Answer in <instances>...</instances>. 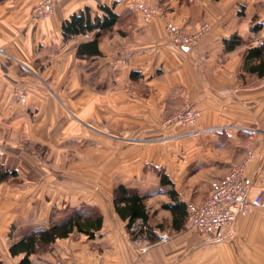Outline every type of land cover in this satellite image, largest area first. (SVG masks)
I'll return each instance as SVG.
<instances>
[{
  "label": "crops",
  "instance_id": "1",
  "mask_svg": "<svg viewBox=\"0 0 264 264\" xmlns=\"http://www.w3.org/2000/svg\"><path fill=\"white\" fill-rule=\"evenodd\" d=\"M37 1H0V169L15 173L0 182V264L24 258L11 244L86 208L100 229L37 247L30 264H264V208L237 217L220 240L187 221L173 231L162 208L173 204L169 190L202 204L249 150L244 175L264 197V74L243 70L247 50L264 43V0H59L45 20L33 16ZM139 2L163 15L145 22ZM100 6L118 20L98 56L79 57L94 33L64 40L61 25ZM169 23L197 35L190 49L172 44ZM233 35L242 43L225 50ZM184 105L200 111L197 121L166 124ZM119 185L145 197L148 225L172 230L169 243L143 255L130 245L112 205ZM64 209L71 214L56 220Z\"/></svg>",
  "mask_w": 264,
  "mask_h": 264
},
{
  "label": "trees",
  "instance_id": "2",
  "mask_svg": "<svg viewBox=\"0 0 264 264\" xmlns=\"http://www.w3.org/2000/svg\"><path fill=\"white\" fill-rule=\"evenodd\" d=\"M98 12L100 15H91L90 10L86 8L79 15L73 14L69 16L61 25V34L64 40H69L78 35H85L91 32L94 33V37L91 41L77 46L76 54L79 57L89 58L98 56L100 54L98 51L99 38L102 34L110 31L118 20V16L106 6H100ZM241 43L242 40L236 35L223 41L225 50L230 51ZM243 70L257 73L259 76L264 74V43L258 47L247 50L243 59ZM14 175V171L7 172L0 169V182ZM165 180L164 175H162V185L169 184V182ZM112 194L113 210L119 219L125 223L127 233H129L131 226L135 222L141 221L142 225L139 227V232H143V227H145L149 239L153 241L154 237L151 232L153 228L147 223L148 214L144 205L145 197L130 192L122 185L115 187ZM168 194L173 204H164L162 208L171 213V229L177 232L186 225V206L184 203L176 200L172 190H169ZM101 223L102 218L99 215L88 214L86 212H74L65 221L53 225L49 229L30 234L11 244L9 252L13 256L24 253L25 256L19 264H30L28 256L37 252V247L40 248L45 246L54 242L56 239L66 238L74 229L90 237L94 231L100 229ZM155 228L164 231L161 226Z\"/></svg>",
  "mask_w": 264,
  "mask_h": 264
},
{
  "label": "built area",
  "instance_id": "3",
  "mask_svg": "<svg viewBox=\"0 0 264 264\" xmlns=\"http://www.w3.org/2000/svg\"><path fill=\"white\" fill-rule=\"evenodd\" d=\"M59 0H38L33 7V16L38 19H48L53 11L54 4ZM137 11L145 22H149L156 16H162V9L159 7L150 8L143 3L136 4ZM166 31L172 44L181 49H190L197 35L184 33L177 26L169 23ZM13 98L19 104L26 102V94L19 89L13 93ZM200 116V111L191 105H184L167 119L166 124L192 125ZM4 152L0 148V158ZM254 158L252 151H247L242 160L232 166L220 179L212 181L209 185V192L205 201L200 205H186L187 220L189 226L197 234L209 240H220L224 231L233 228L239 216L248 215L254 209L264 208V197L260 193L251 194L252 185L244 175V167ZM141 221L135 222L130 230L135 250L139 255L147 253L152 247L169 243L170 236L158 229H152L154 240L151 241L143 227L139 232ZM133 244V245H134Z\"/></svg>",
  "mask_w": 264,
  "mask_h": 264
},
{
  "label": "rangeland",
  "instance_id": "4",
  "mask_svg": "<svg viewBox=\"0 0 264 264\" xmlns=\"http://www.w3.org/2000/svg\"><path fill=\"white\" fill-rule=\"evenodd\" d=\"M55 212H54V215H55V219L57 220V219H62L63 217L65 218L69 213H70V210L69 209H64V210H54ZM85 211L86 212H91V213H97V212H95L94 211V209H85ZM71 214V213H70ZM69 214V215H70ZM62 217V218H61ZM187 225L189 226V222H188V220H187ZM166 227H167V225H165ZM153 229H156L155 227H152ZM161 231V230H160ZM163 232H165V233H167L169 236H170V238H171V240H172V236H173V231L172 230H170V229H168V228H166ZM128 237H129V243H130V245L133 247V246H135V244L133 243V241H132V239L133 238H131V236H130V234L128 233ZM134 244V245H133ZM157 246H159V245H157ZM135 249V248H134Z\"/></svg>",
  "mask_w": 264,
  "mask_h": 264
}]
</instances>
